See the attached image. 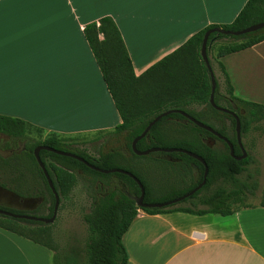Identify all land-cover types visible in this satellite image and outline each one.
<instances>
[{"label": "trees", "instance_id": "16d2710c", "mask_svg": "<svg viewBox=\"0 0 264 264\" xmlns=\"http://www.w3.org/2000/svg\"><path fill=\"white\" fill-rule=\"evenodd\" d=\"M263 20L264 0H247L231 22L210 24L198 30L140 75H135L123 38L110 16L85 24V38L121 122L112 130L98 134L105 137L98 145L97 154L92 155L73 146L74 140L69 137L53 133L43 136L40 127L19 118L0 115V133L7 135L15 146L8 156L0 155V186L20 198L38 199L31 210L3 205L0 208L17 214L44 218L52 216L54 194L34 155V148L41 144L77 154L102 169L118 168L130 172L142 183L145 190L143 202L146 203L164 202L189 192L203 179L204 164L201 161L179 151H153L138 155L131 147L132 140L141 134L147 124L168 109L183 110L210 125L231 141L234 155H241L234 116L217 110L209 101L211 80L200 54L201 42L209 28L239 30ZM262 40L264 27L242 35L213 32L207 41V55L216 80L214 102L223 106L221 101H225L223 107L237 114L241 137L264 111V105L234 95L229 76L219 59ZM211 51H214L213 57ZM213 61L224 76V93L220 92ZM18 139L24 141L20 149L15 145ZM4 146L10 147V144L6 141ZM136 147L138 150L178 147L196 153L208 167L205 183L180 202L165 207H140L137 205L140 187L132 176L119 171L100 172L76 158L45 149L39 151L60 203L69 198L78 180L84 182L86 193L91 198L90 210L83 216L88 230L83 264H126L128 256L122 238L138 209L149 214L185 211L228 215L242 207L252 206L242 201L247 191L254 192L258 188V180L248 183L238 177L247 170L250 155L237 160L230 154L225 140L182 114L172 112L161 117L137 141ZM187 200L193 205L181 204ZM260 205L264 206V200ZM0 227L50 248L53 264H71L68 258L58 260L57 252L47 240L50 235L48 223L0 214Z\"/></svg>", "mask_w": 264, "mask_h": 264}, {"label": "crops", "instance_id": "0c3cea01", "mask_svg": "<svg viewBox=\"0 0 264 264\" xmlns=\"http://www.w3.org/2000/svg\"><path fill=\"white\" fill-rule=\"evenodd\" d=\"M246 1L123 5L113 0H40L6 5L0 115L40 127L43 136L75 138L112 130L121 118L85 38V24L110 16L135 75H140L198 30L231 22ZM219 60L234 95L264 105V40ZM12 143L0 147L1 156L12 152ZM37 203V198H20L0 186V205L31 210ZM122 240L126 264H264V206L228 215L138 209ZM52 255L50 248L0 227V264H52Z\"/></svg>", "mask_w": 264, "mask_h": 264}, {"label": "rangeland", "instance_id": "374dc122", "mask_svg": "<svg viewBox=\"0 0 264 264\" xmlns=\"http://www.w3.org/2000/svg\"><path fill=\"white\" fill-rule=\"evenodd\" d=\"M210 55L213 57V51L210 52ZM213 62L220 92L224 93V76L215 61ZM221 105L225 106L226 102L221 101ZM196 107L198 108L199 106ZM104 137V134H92L71 139L74 140L73 146H77L92 155H96L98 145L103 141ZM6 141L9 143L11 140L6 135L0 134V147L2 145L4 146V142ZM22 141L20 145L17 144L16 147L18 149H20L23 143ZM242 143L247 154L250 155L251 160L247 164V170L242 172L238 177L240 180H246L248 183L254 179L258 180V188L254 192L247 191L242 202L249 205L260 204L264 200V111L250 125L248 132L242 137ZM13 144L12 148L15 147ZM197 175L198 173L195 170V176ZM181 204L193 205L190 200L184 201ZM90 205L91 198L87 195L85 184L81 180L77 181V184L69 194V198L63 199L59 203L55 219L53 222L48 223L50 235L48 236L49 238L47 237V240L50 241L54 250L57 252L58 260L63 261L68 258L71 264H83L85 261L88 230L83 216L89 212ZM198 207L203 206L198 205Z\"/></svg>", "mask_w": 264, "mask_h": 264}, {"label": "water", "instance_id": "95a60500", "mask_svg": "<svg viewBox=\"0 0 264 264\" xmlns=\"http://www.w3.org/2000/svg\"><path fill=\"white\" fill-rule=\"evenodd\" d=\"M264 27V20L263 21H260V22H257V23H254V24H251L243 29H239V30H230V29H224V28H221V27H213V28H209L207 29L204 34H203V38H202V42H201V49H200V54L202 56V59L204 60L206 66H207V69H208V72L210 74V80H211V91H210V96H209V101L211 103V105L216 108L217 110L219 111H223V112H227L231 115L234 116L235 118V134H236V140H237V143L241 149V155H234L233 153V145L231 143V141L226 137V136H223L221 135L218 131H216L214 128H212L210 125L208 124H205L197 119H195L194 117H192L191 115H189L188 113H186L185 111L183 110H178V109H168V110H165L163 112H161L160 114H158L157 116H155L148 124L147 126L144 128V130L141 132V134H139L138 136H136L132 142H131V147L133 149V151L138 154V155H146L150 152H153V151H167V152H171V151H179V152H183V153H186L187 155L189 156H192L196 159H198L199 161H201L203 164H204V175H203V179L202 181L197 185L195 186L192 190H190L189 192L181 195V196H178L176 198H173V199H170V200H167V201H164V202H153V203H146V202H143V198H144V193H145V190H144V187L142 185V183L135 177L133 176V174H131L130 172L128 171H125L123 169H118V168H112V169H102V168H99L93 164H90L89 162H87L83 157L77 155V154H74V153H71V152H68V151H64V150H59V149H55L53 147H50L48 145H38L34 148V155L40 165V167L42 168L43 172H44V175L47 179V182L49 184V187L51 188L53 194H54V206H53V214L52 216L48 217V218H44V217H39V216H33V215H28V214H17V213H13V212H10V211H7V210H3L0 208V214H4V215H8V216H12V217H15V218H25V219H30V220H37V221H42V222H45V223H51L53 222V220L55 219V216H56V213H57V210H58V206H59V195L57 193V191L55 190L54 188V185H53V182L44 166V164L42 163L40 157H39V151L41 149H45V150H49V151H52V152H55L57 154H60V155H65V156H70V157H73V158H76L82 162H84L86 165H88L89 167H91L92 169L94 170H97V171H100V172H104V173H108V172H114V171H119V172H122V173H126L130 176H132L138 183L139 187H140V195L138 196L137 198V205L140 206V207H165V206H169L171 204H174V203H177V202H180L182 201L183 199L189 197L190 195H192L195 191H197L199 188L202 187V185L205 183L206 181V175H207V171H208V167L204 161V159L197 155L196 153L194 152H191L189 150H186V149H183V148H178V147H151L149 149H146V150H138L137 147H136V143L137 141L144 137L146 135V133L148 132V130L150 129V127L157 121L159 120L161 117L169 114V113H172V112H178L180 114H182L183 116L187 117L189 120L193 121L195 124H197L198 126L212 132L214 135L222 138L223 140H225L228 144V146L230 147V154L236 158L237 160L239 159H243L246 157L247 155V152L243 146V143H242V137H241V123H240V120H239V117L237 116V114L230 110L229 108L227 107H223V106H220V105H217L215 102H214V92H215V88H216V80H215V76H214V73H213V70L210 66V63H209V58H208V55H207V41H208V37L211 33L213 32H217V33H220V34H224V35H242V34H245V33H248V32H252V31H256L260 28Z\"/></svg>", "mask_w": 264, "mask_h": 264}, {"label": "snow or ice", "instance_id": "6c2138e0", "mask_svg": "<svg viewBox=\"0 0 264 264\" xmlns=\"http://www.w3.org/2000/svg\"><path fill=\"white\" fill-rule=\"evenodd\" d=\"M40 0H0V98L3 95V37L6 26L5 7L6 5H18V4H29L37 3ZM113 2L123 5H138L145 3H183L186 0H113Z\"/></svg>", "mask_w": 264, "mask_h": 264}]
</instances>
